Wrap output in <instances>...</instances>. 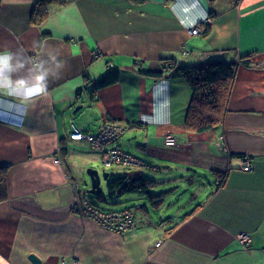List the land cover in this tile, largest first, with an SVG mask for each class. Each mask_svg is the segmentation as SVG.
I'll return each mask as SVG.
<instances>
[{"label": "crops", "instance_id": "obj_1", "mask_svg": "<svg viewBox=\"0 0 264 264\" xmlns=\"http://www.w3.org/2000/svg\"><path fill=\"white\" fill-rule=\"evenodd\" d=\"M38 1L0 0V54H11L5 75L30 85L46 72L48 91L24 107L0 98V167H9L0 264H34L30 255L38 264H264V0L52 1L32 23ZM207 19L206 35L190 34ZM215 59L238 64L223 121L187 130V81L140 71L159 73L163 60L198 68ZM109 67L118 81L94 89ZM105 123L125 128L130 147L145 155L127 172L152 180L151 192L170 190L158 207L144 195L123 234L73 206L69 150L88 145L70 140L71 125L94 135ZM169 135L174 147L164 145ZM175 189L190 197L164 208Z\"/></svg>", "mask_w": 264, "mask_h": 264}, {"label": "trees", "instance_id": "obj_2", "mask_svg": "<svg viewBox=\"0 0 264 264\" xmlns=\"http://www.w3.org/2000/svg\"><path fill=\"white\" fill-rule=\"evenodd\" d=\"M52 1L65 4L68 0H39L32 13V23H40L45 18V6ZM133 1L141 3L143 0ZM202 28L201 34L206 35L209 32L208 25L203 24ZM241 61H243V64H246V59L243 58ZM162 62L161 72L147 73L145 71H140V73L161 77L163 72L166 71L168 72V78L182 77L187 81L191 89V101L185 119L186 129L195 132H203L215 125L221 124L225 113V102L229 92L230 81L235 75L238 64L233 61L215 59L204 64L202 67L191 68L177 66L172 60H163ZM118 79L119 71L109 67L106 73L95 81L94 89L112 85L116 83ZM134 126L136 125L133 124L130 127ZM241 158L245 159L244 156ZM8 168L9 167H0V203L8 198L6 184ZM217 177L219 180L218 187H220L225 180L226 173L219 176L217 175ZM106 187L110 199H113L116 195L120 196L137 193L145 195L151 207H158L167 194V191L159 194L152 193L151 189L154 187V182L138 172H124L118 175H109ZM85 197L89 201L86 195ZM96 197L98 201L105 202V197L102 194L96 195ZM89 203L97 207L90 201Z\"/></svg>", "mask_w": 264, "mask_h": 264}, {"label": "built area", "instance_id": "obj_3", "mask_svg": "<svg viewBox=\"0 0 264 264\" xmlns=\"http://www.w3.org/2000/svg\"><path fill=\"white\" fill-rule=\"evenodd\" d=\"M210 20L207 19L205 24ZM202 26H194L190 30L191 35H201ZM72 133L69 135L72 141H86L90 151L98 152L101 156V161L106 164H115L118 166H143V163L132 155L118 149L115 146L116 141L122 136L125 131L121 125L115 123H105L101 129L94 135L83 134L74 125H71ZM164 145L174 147L176 145L175 138L171 135L166 136L163 140ZM59 161V159H58ZM252 166L249 161L243 159L242 169L251 170ZM74 189V210L82 217L93 220L98 226L106 230L123 234L128 231L133 223V214L129 209H107L102 210L92 206L85 197L81 186L78 183L72 184ZM238 241L247 246L249 238L246 234H240ZM156 245H159L157 243Z\"/></svg>", "mask_w": 264, "mask_h": 264}, {"label": "rangeland", "instance_id": "obj_4", "mask_svg": "<svg viewBox=\"0 0 264 264\" xmlns=\"http://www.w3.org/2000/svg\"><path fill=\"white\" fill-rule=\"evenodd\" d=\"M77 115V120L75 123L79 125L78 122H81L82 118H84V114L76 112ZM130 133H125L124 136L120 138L116 143L120 141V147L121 150L132 155L135 158H139L138 160L140 161H145V155L141 154L140 152L136 151V147L133 146V148L130 147V144L132 142L131 136L129 135ZM69 149V148H67ZM68 151V150H67ZM69 154H71V159L69 160L70 164H73L72 168L73 171L75 172L74 176L77 181V183L81 186V189L83 192H85V195L88 197L89 201L99 207L100 209H129V210H134V207L141 203L143 199L145 198L144 195L142 194H125V195H116L113 197V199H110L108 192H107V180H104L102 175L104 172L108 173L109 175H118L119 173H124L127 172L131 167H123V166H118L115 164H110L106 165L101 161V156L98 152L90 151L87 146H83L82 148H75L72 150H69ZM143 159V160H142ZM72 162V163H71ZM135 167V166H134ZM95 170L97 171L99 177H100V187L102 188V195L105 197V202H100L98 201L97 197L95 195H91L86 193L88 189H90L91 186V181L90 177L87 174V170ZM144 173L147 176H150L148 172L150 170L148 168H143ZM167 188H164L163 186H160V188H155L152 190V193L159 194L162 192H165ZM73 190V197H74V189ZM170 191V190H169ZM173 195L169 196L165 199V204L164 208H168V206L172 203H176L179 198L183 195H185L187 198L190 197V193L186 190H181V189H175L173 191ZM178 193V194H176ZM177 195V196H176ZM184 200V199H183ZM185 203H181V205H184ZM75 212V210H74ZM164 218V217H163Z\"/></svg>", "mask_w": 264, "mask_h": 264}, {"label": "clouds", "instance_id": "obj_5", "mask_svg": "<svg viewBox=\"0 0 264 264\" xmlns=\"http://www.w3.org/2000/svg\"><path fill=\"white\" fill-rule=\"evenodd\" d=\"M10 59V53L0 54V98L14 97L15 99L10 102L18 103L20 107H24L48 94L47 86L44 83L46 72L37 75L30 85L23 79L12 81L6 76L5 73L10 70Z\"/></svg>", "mask_w": 264, "mask_h": 264}, {"label": "water", "instance_id": "obj_6", "mask_svg": "<svg viewBox=\"0 0 264 264\" xmlns=\"http://www.w3.org/2000/svg\"><path fill=\"white\" fill-rule=\"evenodd\" d=\"M81 108H82L81 105L76 106L74 108V110H73V114H75L76 112H78L79 110H81ZM87 174L90 177L91 186H90V189H88L86 193L91 194V195H95V196L101 194L102 193V188L100 187V177H99L97 171L88 169L87 170ZM108 176H109V174L106 173V172H104L103 175H102V177H103L104 180H107L108 179ZM168 193H169V191H167V194ZM29 259L34 264H38L39 263V260L34 255H30L29 256Z\"/></svg>", "mask_w": 264, "mask_h": 264}]
</instances>
